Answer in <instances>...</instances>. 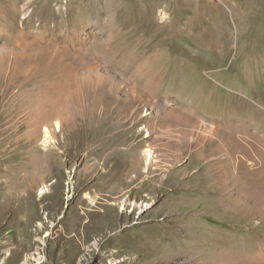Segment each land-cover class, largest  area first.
<instances>
[{"label":"rangeland","instance_id":"obj_1","mask_svg":"<svg viewBox=\"0 0 264 264\" xmlns=\"http://www.w3.org/2000/svg\"><path fill=\"white\" fill-rule=\"evenodd\" d=\"M0 264H264V0H0Z\"/></svg>","mask_w":264,"mask_h":264},{"label":"bare ground","instance_id":"obj_2","mask_svg":"<svg viewBox=\"0 0 264 264\" xmlns=\"http://www.w3.org/2000/svg\"><path fill=\"white\" fill-rule=\"evenodd\" d=\"M51 105V104H50ZM49 106V105H48ZM39 113H40V111H39ZM66 115V113H65V110L61 107V105H58V106H53V107H44L42 110H41V113L39 114L40 115V117H41V119H43V120H48L50 117H53L54 115ZM64 115V116H65ZM39 118V117H38ZM43 130H44V134H45V136H44V142H48V141H52V138H53V134H52V130H51V128H48V127H44L43 128ZM44 144V143H43ZM150 155V154H149ZM152 158V156H149V159H151ZM25 185V184H24ZM20 187V186H19ZM24 188V187H23ZM22 187H20V188H15V191L17 192V194L18 193H20V192H22V190H24V189H27V188H24L23 189ZM45 189V188H44ZM43 188H42V190H44ZM47 190V189H46ZM43 193H46V192H42L41 194H43ZM47 194V193H46ZM95 217V216H94ZM92 218V217H91ZM83 220V219H82ZM77 225V224H76ZM80 225V224H79ZM90 223H87V224H85L84 225V228H85V230L86 229H89L90 228Z\"/></svg>","mask_w":264,"mask_h":264}]
</instances>
